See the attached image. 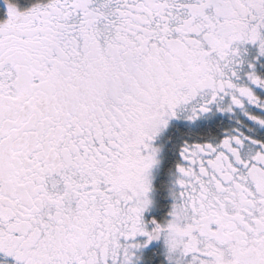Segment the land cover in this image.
Wrapping results in <instances>:
<instances>
[{
    "label": "flooded vegetation",
    "instance_id": "flooded-vegetation-1",
    "mask_svg": "<svg viewBox=\"0 0 264 264\" xmlns=\"http://www.w3.org/2000/svg\"><path fill=\"white\" fill-rule=\"evenodd\" d=\"M42 4L0 23V264H264V0Z\"/></svg>",
    "mask_w": 264,
    "mask_h": 264
},
{
    "label": "rangeland",
    "instance_id": "rangeland-1",
    "mask_svg": "<svg viewBox=\"0 0 264 264\" xmlns=\"http://www.w3.org/2000/svg\"><path fill=\"white\" fill-rule=\"evenodd\" d=\"M63 0H44L42 6L39 8V10H46L47 14L50 15L49 17L54 16V14H56L57 12L60 11V3ZM5 10H6V18H5V25L10 23L13 19H15L16 17H18V9L16 7L15 4H5ZM56 12V13H55ZM11 36H13L12 34H5L2 36V39L4 38V40H11L13 38H11ZM17 47V45H8L4 50H3V54H5L8 51H11L13 54V58H15V48Z\"/></svg>",
    "mask_w": 264,
    "mask_h": 264
},
{
    "label": "trees",
    "instance_id": "trees-1",
    "mask_svg": "<svg viewBox=\"0 0 264 264\" xmlns=\"http://www.w3.org/2000/svg\"><path fill=\"white\" fill-rule=\"evenodd\" d=\"M44 0H0V23L4 20V14H5V4H15L17 9L26 8L29 6H34L36 4L43 3ZM176 130V129H175ZM174 129H170L168 132H174ZM192 132H195V130H190ZM198 134L203 135L204 131L201 129H198ZM196 131V132H197ZM178 135L175 137V145L178 143V140L182 137H185L184 131L176 130Z\"/></svg>",
    "mask_w": 264,
    "mask_h": 264
}]
</instances>
